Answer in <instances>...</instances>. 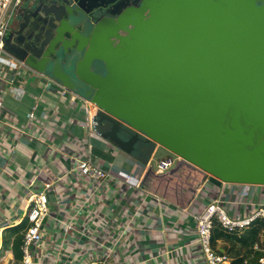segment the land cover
Wrapping results in <instances>:
<instances>
[{"label":"water","instance_id":"obj_1","mask_svg":"<svg viewBox=\"0 0 264 264\" xmlns=\"http://www.w3.org/2000/svg\"><path fill=\"white\" fill-rule=\"evenodd\" d=\"M88 1L24 0L5 51L144 164L159 145L217 186H264V0Z\"/></svg>","mask_w":264,"mask_h":264},{"label":"crops","instance_id":"obj_2","mask_svg":"<svg viewBox=\"0 0 264 264\" xmlns=\"http://www.w3.org/2000/svg\"><path fill=\"white\" fill-rule=\"evenodd\" d=\"M72 93L20 61L0 63V264L21 263L14 242L28 226L29 198L47 185L49 216L33 247L35 264H208L198 218L209 204L220 201L239 219L264 204V186H217L183 159L159 174L157 163L170 152L157 145L147 164L128 155L88 130ZM88 159L105 179L80 172ZM213 238L231 264L264 257L260 221L235 234L217 224Z\"/></svg>","mask_w":264,"mask_h":264},{"label":"built area","instance_id":"obj_3","mask_svg":"<svg viewBox=\"0 0 264 264\" xmlns=\"http://www.w3.org/2000/svg\"><path fill=\"white\" fill-rule=\"evenodd\" d=\"M22 0H0V63L14 66L18 60L9 55L5 51L4 39L11 25L13 14L17 7L20 6ZM68 92H71L67 89ZM73 94V93H72ZM80 101L84 107L86 114L85 126L90 132H96V123L94 118L98 108L91 102L74 94L73 101ZM30 118H34L31 114ZM179 158L176 155L161 159L157 163V172L164 174L173 169ZM78 169L87 177L103 180L107 177V173L95 164L92 159L80 161ZM47 185L43 191L33 194L30 198V208L27 213L28 226L24 231L21 250L23 258L21 264H35L33 247L43 241V227L49 216V199ZM264 219V204L259 210L246 218H233L223 206L222 202L215 201L207 207L204 213L198 218V235L199 243L202 247L208 264H231V258L213 248V231L218 224L221 230L226 234H235L249 229L258 220ZM91 264H107L106 262H93ZM259 264H264V257L260 259Z\"/></svg>","mask_w":264,"mask_h":264},{"label":"trees","instance_id":"obj_4","mask_svg":"<svg viewBox=\"0 0 264 264\" xmlns=\"http://www.w3.org/2000/svg\"><path fill=\"white\" fill-rule=\"evenodd\" d=\"M258 221H260L261 225H264V219L258 220ZM22 242H23V235H18L15 239L14 246H13V253L17 261H21L23 258V253L21 250Z\"/></svg>","mask_w":264,"mask_h":264},{"label":"flooded vegetation","instance_id":"obj_5","mask_svg":"<svg viewBox=\"0 0 264 264\" xmlns=\"http://www.w3.org/2000/svg\"><path fill=\"white\" fill-rule=\"evenodd\" d=\"M24 0H22V2H23ZM72 1V0H71ZM104 2H106L107 0H103ZM43 3V5H45L47 2H42ZM74 3V2H73ZM88 3L90 4V5H96L97 3H98V0H89L88 1ZM88 3H85L84 2V5H85V7H87V4ZM21 16V14H20V9L18 10V7H17V9L15 10V12H14V14H13V17H12V22L15 20V19H19V17ZM12 24V23H11ZM10 31H11V29H10ZM10 31H8V33L6 34V36H5V39H4V42H7V37L9 36V32ZM51 58H54L53 56L51 57Z\"/></svg>","mask_w":264,"mask_h":264},{"label":"rangeland","instance_id":"obj_6","mask_svg":"<svg viewBox=\"0 0 264 264\" xmlns=\"http://www.w3.org/2000/svg\"><path fill=\"white\" fill-rule=\"evenodd\" d=\"M11 23H12V20H11ZM163 152H164V151H161V153L159 154V157L162 155ZM16 264H21V263L16 262Z\"/></svg>","mask_w":264,"mask_h":264}]
</instances>
